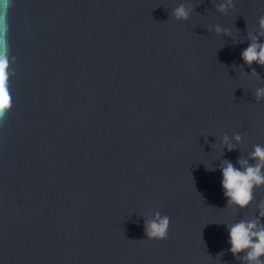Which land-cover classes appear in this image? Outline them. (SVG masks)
<instances>
[{"label":"water","instance_id":"1","mask_svg":"<svg viewBox=\"0 0 264 264\" xmlns=\"http://www.w3.org/2000/svg\"><path fill=\"white\" fill-rule=\"evenodd\" d=\"M180 4L185 21L172 18ZM0 14L15 57L0 261L247 264L226 225L264 226V187L229 207L220 168L254 164L264 144V64L241 57L264 43V0H11ZM155 211L170 227L149 241Z\"/></svg>","mask_w":264,"mask_h":264},{"label":"clouds","instance_id":"2","mask_svg":"<svg viewBox=\"0 0 264 264\" xmlns=\"http://www.w3.org/2000/svg\"><path fill=\"white\" fill-rule=\"evenodd\" d=\"M11 0H0V4H10ZM230 2V0H229ZM226 5L221 4L219 11H224ZM172 18L176 21H185L189 18V9L180 4L172 11ZM4 23V16L0 14V25ZM259 25L264 29V16L260 18ZM220 32L219 27L216 28ZM243 61L251 64L256 61L264 64V43L258 44L253 38L252 42L241 52ZM15 57L11 56L0 31V124H3L5 115L11 111L13 96L10 90V81L14 76V69L11 65ZM256 98H264V88L256 90ZM234 140L239 142L241 136L237 134ZM229 150L235 147L229 142L227 136L222 141ZM251 158L256 162L248 164L247 160L239 161L240 167H234L230 161H225L220 168V186L229 207L235 206L244 208L253 198V189L264 187V144H255L251 152ZM259 215L264 216V200L259 204ZM170 217L160 211L152 213L150 218L145 219V235L149 241L164 240L168 236ZM228 232L229 251L234 255L243 252L241 257L247 264H264V226L258 224L255 219H241L235 223L226 225ZM0 264H3L0 261Z\"/></svg>","mask_w":264,"mask_h":264}]
</instances>
